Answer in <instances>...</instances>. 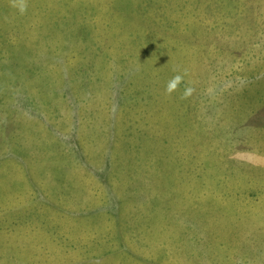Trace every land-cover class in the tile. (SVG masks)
I'll use <instances>...</instances> for the list:
<instances>
[{
	"label": "rangeland",
	"instance_id": "374dc122",
	"mask_svg": "<svg viewBox=\"0 0 264 264\" xmlns=\"http://www.w3.org/2000/svg\"><path fill=\"white\" fill-rule=\"evenodd\" d=\"M16 5L0 264H264V0Z\"/></svg>",
	"mask_w": 264,
	"mask_h": 264
},
{
	"label": "clouds",
	"instance_id": "9594fccd",
	"mask_svg": "<svg viewBox=\"0 0 264 264\" xmlns=\"http://www.w3.org/2000/svg\"><path fill=\"white\" fill-rule=\"evenodd\" d=\"M13 2V6H17L16 5V0H12ZM27 5H26V0H20V5H19V10L21 13H24L26 11ZM183 81V76L181 75H176L174 76L167 84V88H166V92L171 95L174 91L177 90L178 86L180 85V83ZM192 89L191 88H187L185 89L184 92V97H187L188 95L191 94Z\"/></svg>",
	"mask_w": 264,
	"mask_h": 264
}]
</instances>
